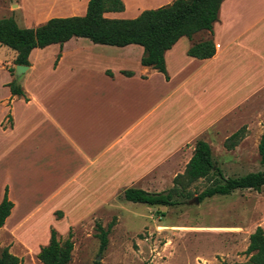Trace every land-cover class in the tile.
Returning <instances> with one entry per match:
<instances>
[{
  "label": "crops",
  "instance_id": "obj_1",
  "mask_svg": "<svg viewBox=\"0 0 264 264\" xmlns=\"http://www.w3.org/2000/svg\"><path fill=\"white\" fill-rule=\"evenodd\" d=\"M67 1L58 18L85 15L89 0ZM121 1L122 12L104 17L134 19L174 0ZM201 32L204 37H182L165 52L168 80L141 65V46L86 38L32 50L20 76L14 66L12 80L24 96L2 86L10 111L0 119V203L6 192L13 207L0 228V249L22 261L26 250L42 246L18 236L33 218L88 219L125 201L126 189L164 192L183 174L197 141L211 148L212 136L228 138L229 115L264 88V0H224L212 33ZM207 40L215 46L212 58L187 55ZM238 84L249 92L220 112L219 92ZM36 225L29 231L39 233ZM52 229L50 221L46 239Z\"/></svg>",
  "mask_w": 264,
  "mask_h": 264
},
{
  "label": "rangeland",
  "instance_id": "obj_2",
  "mask_svg": "<svg viewBox=\"0 0 264 264\" xmlns=\"http://www.w3.org/2000/svg\"><path fill=\"white\" fill-rule=\"evenodd\" d=\"M68 3L67 0H0V20L13 18L19 27L37 28L49 19L66 15L64 9ZM204 33H198L197 37H204ZM14 56L12 50L0 45V119L10 111L8 101L4 103L8 92L2 86L15 75H10ZM227 86L219 92L220 112L231 108L249 92L239 84L234 90H228ZM217 100L213 97L211 101L212 115ZM229 120L227 125L231 128L227 137L240 131L241 139L228 150L224 146L225 137L212 136L211 152L216 165L226 178L264 171L258 150L264 130V88L230 114ZM215 178L213 174L193 182L182 195L173 197L178 203L175 206L150 207L116 201L96 217L88 219L65 218L56 223V219L46 216L33 218L18 231V236L31 247L37 246L38 242L42 246L26 250L22 264H41L36 253L49 243L50 236L46 239L47 234L42 231L50 221L54 223L59 240L64 241L72 233L74 248L69 264L246 263L249 258L244 252L250 234L257 227L264 229V189L260 192L237 190L230 195H216L196 202ZM170 188L168 185L161 189L167 192ZM76 222L78 224L74 226ZM31 223H39L36 225L39 233L29 231ZM97 223L105 229L112 225L106 250L102 253L96 236Z\"/></svg>",
  "mask_w": 264,
  "mask_h": 264
},
{
  "label": "trees",
  "instance_id": "obj_3",
  "mask_svg": "<svg viewBox=\"0 0 264 264\" xmlns=\"http://www.w3.org/2000/svg\"><path fill=\"white\" fill-rule=\"evenodd\" d=\"M223 1L174 0L157 9L143 11L134 19H108L104 17V14L122 12L123 2L121 0H89L84 16L52 18L37 28L19 27L13 18L1 19L0 45L15 53L13 66H29L28 57L32 50L43 49L55 44L61 46L72 38H86L94 44L115 47L138 45L144 50L141 65L157 70L168 80L164 61L165 52L182 37L191 40L201 31L212 33ZM214 54L215 46L212 40L193 44L187 51L188 56L199 60L210 59ZM10 75H14V68L10 69ZM124 75L130 76L131 74L124 72ZM6 87L9 88L11 95L24 96L21 86L15 80L6 84ZM240 139V131L235 132L225 140V148L231 150ZM258 150L264 165V130ZM213 174L216 178L212 185L198 196L199 202L216 195H230L237 190L260 192L264 189V171L226 178L214 162L209 144L199 140L195 144L193 156L187 163L183 174L174 178V185L169 191L148 193L129 188L122 193L120 198L127 202L150 207L175 206L178 203L173 200L174 196L182 195L183 191L193 182L210 178ZM12 207L5 192L0 203V228L10 215ZM58 216L61 214L58 213ZM95 228L96 236L100 241L99 251L102 253L106 250L112 225L110 224L105 229L97 223ZM73 247L71 232L65 241H61L52 229L49 243L40 248L37 259L41 264H69ZM244 254L248 256V262L239 264H264L263 228L257 227L250 234ZM0 264H22V261L11 255L5 248L0 252ZM221 264L227 263L221 262Z\"/></svg>",
  "mask_w": 264,
  "mask_h": 264
},
{
  "label": "water",
  "instance_id": "obj_4",
  "mask_svg": "<svg viewBox=\"0 0 264 264\" xmlns=\"http://www.w3.org/2000/svg\"><path fill=\"white\" fill-rule=\"evenodd\" d=\"M28 69V66H16V72H17V76H20L22 74H24L26 72V70ZM196 202H198V200H196Z\"/></svg>",
  "mask_w": 264,
  "mask_h": 264
},
{
  "label": "bare ground",
  "instance_id": "obj_5",
  "mask_svg": "<svg viewBox=\"0 0 264 264\" xmlns=\"http://www.w3.org/2000/svg\"><path fill=\"white\" fill-rule=\"evenodd\" d=\"M231 73V72H230ZM239 74V73H238ZM234 78H235V76H234ZM231 83V82H230ZM227 84H229V82L227 83ZM234 84V83H233Z\"/></svg>",
  "mask_w": 264,
  "mask_h": 264
}]
</instances>
